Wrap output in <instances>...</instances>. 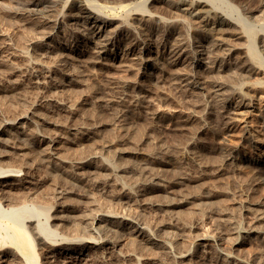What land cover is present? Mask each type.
Returning <instances> with one entry per match:
<instances>
[{"label": "bare ground", "instance_id": "6f19581e", "mask_svg": "<svg viewBox=\"0 0 264 264\" xmlns=\"http://www.w3.org/2000/svg\"><path fill=\"white\" fill-rule=\"evenodd\" d=\"M17 1L19 2V4H17L21 8L14 12L13 15L25 18V22L27 21V24L28 22L34 23L36 30L41 33V38L44 40L49 39L52 33L55 34L57 25L56 22L59 21L58 19L60 17L66 16L63 10L69 7L73 9L75 8L76 15L80 20H83V24L87 27L86 30L88 31V36H86L88 44L86 46V51L91 50L89 52L93 54L90 57V62L92 61L93 63L101 64L103 66L116 64L118 68H121L120 70L124 69L122 71L125 72L126 70L128 71L132 69L133 65H136L137 74L145 73V75L149 76L153 74L154 77V74L157 70H159V67H163L162 60L167 63V66L181 65V67L185 66L183 64L189 61V66H186L185 68L187 69H184V71L182 69L181 74H176V71V76L174 75V80L171 81V83L173 82L176 87L180 88L182 91L187 90L189 93L190 90L195 88L200 89V91H208L209 89V93L212 96L214 102L213 105L216 110L214 113L218 116V119H221L223 131L227 134L232 131L236 122L243 123L245 129L250 127V125H247V119L251 116V114H255L256 111L260 112L258 104L261 98L260 96H257V94H251V92L255 91L258 87V84L245 81V78L251 75L264 73L263 59L260 52L257 51L258 49L256 50L254 45L256 43L255 38L258 34V32H256L257 34L255 33V30L253 29L254 26L252 25L255 24V22L253 21L254 23H251L246 19L237 20L239 18H233L232 12H230V14L232 13L231 15L229 12L228 14L226 12L222 13V11H220V6L224 4V0H161L164 5L162 8L165 9L166 17L164 14L161 16V14L158 15L155 11H151L152 2L154 0H70L71 3L69 5L68 3L70 1L65 0L61 9H59L61 11H58V9L56 10L53 6H49L50 4L47 5L49 7H46V4L51 3L50 0ZM225 3H227L225 6L228 5L227 0H225ZM37 7L40 8L38 9ZM117 13L120 14L118 15ZM68 15L69 14H67V16ZM134 15H137L139 18L135 20L130 19V16ZM152 19L157 21L158 24L160 23L159 26L162 25L163 27L172 26V24H178L180 26L188 24L189 21L203 24L207 27L208 32L212 33L215 38L206 42L207 44L205 45L202 44V49L199 50L200 53L198 52V55L196 53H194V55L190 54L192 57L188 54L185 48L181 46V44L173 42L174 38L172 41L174 44L171 43V41H169L170 38L167 39V35L164 37L161 36L160 38L157 37L153 42L149 40V37H147L148 39H142L141 37L139 40L136 39L138 41H134L133 43L130 42L132 44L127 46L125 45L124 48L119 45L121 47L120 52L110 49L111 46L115 47L117 43L116 39L119 35H122L124 32L128 34L131 28V23L129 22L130 20L140 23L146 20L151 21ZM25 22L24 24L26 25ZM250 23L253 26L252 28ZM230 25L238 27L241 35L237 38L241 39L244 37L246 39V45L244 47L246 59L244 62H240L241 60L237 61L238 58L235 60L233 59L234 61H230L233 57V53L237 49L235 46H232L233 44H228L225 40V35H228L229 33L227 27ZM148 31L147 33H149ZM131 35H133V33ZM261 37L264 38V36ZM68 48L67 50L63 48V50L59 51V49L55 48V46H46L42 48L40 52L38 50V53H35L37 50L35 48L36 50L32 53L34 55L19 51L18 53L11 52L12 54H10V52L7 51L9 53V55L7 54L8 57L5 56L4 58H0V70H6H2L0 72V81L4 84V88L2 87L3 89H0V93L3 97L10 100L12 98H18V100L20 101L21 99L23 103V100L27 101L26 96L22 93L25 88L36 89L40 94L47 97L45 99L40 95L41 98H44L41 105L31 103V105L29 104L30 106L25 109L23 108L16 114L10 115V113V116L5 113V115H3L0 112V162L4 160L12 162V165L10 163L9 166L6 164L8 162L5 163L4 161V164L6 165L2 162L0 163V264H89L92 260H95L100 264H124L126 261H130L132 264H144L145 262L142 258L148 257L147 254L146 256H143L142 254L148 250L149 252L151 250V252L156 251L160 254H166V256L169 254L173 258L170 259L179 264H211L206 258L207 254L211 255L210 253L215 251V246L213 245L211 238L205 236V234L196 237L194 245L197 250L195 251H199L200 253H198L200 255L194 257L193 253L190 251H178V248L186 240L185 237L187 235H183L185 233L184 227L178 228L177 226L176 231H178L179 235H176L173 231L174 229L170 231L162 229V227L155 225V223L152 227L150 225L152 222L149 221L150 223H148L146 217L143 216L145 215L146 210L150 209L149 206L151 209L155 208L158 212H165L168 210L171 212L170 210L177 209V207L189 202L191 204L192 201V206H194L193 203L196 199L200 202H202V199H206L207 202V198L210 197L211 191L208 192L206 188L203 193H200V195L187 194V196H183L186 195L183 194L175 201H171L172 199L168 200L165 196L168 194V189L165 190L167 185L163 184L165 181L158 176L159 174L155 175L151 173V170L148 171V167H150L149 165L154 163L156 164V162L158 163L155 153H151L146 150V152H142L143 154H141V157L143 156V161L140 163L142 166L141 168L140 166H138L139 168L136 166V168H134L133 163L128 161L129 159H124L126 155H130L131 152H134V147L133 149L130 147L131 150L127 149L128 147H126V142L116 141L117 139H114L116 142L111 140L104 142L99 146L101 151L107 153L105 157L97 158L92 156L90 153L83 157H75L71 154L70 155L72 157L69 156L68 150L70 145H73L79 139H88L90 136L102 131L104 127L103 125L102 127H92L93 125L89 127L83 124L84 122L80 124L73 123V120L80 116L83 108L81 107V103L80 105L76 102L78 99H74V101L73 98H71L73 91H71L70 88L74 89L76 85L82 83L83 81L80 82L81 77L77 76L78 73L76 74L75 70L72 69L69 71L66 67L70 66L72 68L79 61L78 59H81L82 61L86 51H81L80 49L78 52H76L77 50L73 52ZM117 49L120 50L118 47ZM168 49H170V52L166 57V51ZM210 49L212 50V54L214 51L217 52L211 61H207V58L205 57L207 53L205 50L209 53L211 52ZM209 56L212 57L211 55ZM87 61L89 60L87 59ZM198 65L203 66L199 67ZM63 68H66V70H62ZM76 68L77 67L75 66L74 69ZM19 69L31 72L29 73L30 80L28 83H24L22 81L18 82V79L12 78L11 74L18 72ZM24 70L20 71L23 72ZM18 73L20 74V72ZM57 73L61 74L60 77H58L59 74ZM223 74L224 76L227 74V80L229 82V77L232 80H236V82L232 81L234 83L230 82L233 84L232 86L230 85V95H227L222 91L225 86L220 83L219 79L221 77L224 78V76H222ZM19 76H21V74ZM54 88H61V91L63 89L66 93V90H70L68 92H71V94L69 93L71 96L63 95V99H60L58 98L60 94L59 92L58 97L56 95L57 99L48 98L55 94L56 90L55 92L51 91L54 90ZM64 88L66 90H64ZM131 90L132 89L130 88V92ZM182 91L179 92L178 90L179 93ZM224 91L226 92V90ZM51 92L53 94H51ZM132 92H135L134 88ZM185 92L186 91H184V93ZM248 92H250V94ZM204 93L206 94V92ZM26 94L28 96V92ZM137 95L138 94L132 96L131 94L129 96L133 97L132 102L134 103V107H142L145 105L144 109H147V111L144 110L145 113L149 116V118L157 120L158 124L160 122L161 127H163L167 120L179 117L175 112L165 111L163 109L161 110L159 106H155L156 104H153L154 102L150 103L149 100H145V103H143L142 101L144 100V97L141 99L138 97L140 95ZM61 96L62 94H60V97ZM29 99L31 100L32 98L29 97ZM91 102L92 100L90 103ZM27 103H29V101ZM27 103H25V106H27ZM91 104L94 108L102 107V104L98 103L96 100H94ZM22 106L25 107L24 105ZM177 126L179 127V125ZM182 126H184V124ZM178 127H175V129H178ZM184 127H182V129ZM185 129H188V127ZM201 130V127L200 129L196 128L194 132H201ZM247 130L245 132V139L256 142L253 139L254 135L249 133L251 130L249 132ZM112 147H114V150L111 149ZM158 152H160L159 149ZM97 159H100V163L98 162V164L95 162ZM160 163L166 166L169 162L163 159V161H160L159 164ZM175 170L174 172H176ZM129 176L141 178V180H144H142L144 183L148 180V182L152 184V186H155V188L148 185L149 187L146 186L143 189L140 188L141 190H134L135 188L130 187L128 182V184H125L126 181L124 180L129 179ZM174 176L175 180L180 181V183L182 180L186 179H184V177L177 172ZM60 178L68 183V188L63 185H55ZM87 181H91L89 189L91 187L93 190L106 191V195L108 192L112 191V194L114 195L109 194L110 200H114L113 203L117 201L125 206L128 205L129 209L130 206L136 203L137 199H139L141 205L138 202L140 206L136 208L140 209L134 211L133 207L132 210H129L126 207L125 209L128 211L126 214H123L124 211L126 212L125 209H122L124 211L117 212L116 210L119 209L114 210L110 208L111 206L103 207V203L101 201L102 208H100V203H94L93 197L92 201L91 199L90 201L92 202L91 204H93L94 208L91 206L89 201L90 205H88L92 208L90 207L87 209L85 207L87 209L85 211H76L75 208H77V205L72 200L69 201V199H67L69 197L68 195L71 193L78 194L77 192L75 193V188H77L78 185L84 186ZM65 182L64 185H66ZM48 183L55 186L52 191L51 200L49 202L48 197L47 201H43L44 198L40 201L38 196L40 193L43 194ZM86 184L85 187L87 186ZM205 185L207 186V184ZM90 192L91 191H89V193ZM155 193H159L158 195L163 194L165 198L157 200V197L160 198L163 195L158 196L156 194L157 197L155 198ZM44 194L42 197L45 196ZM92 194L93 193H91L90 196L89 194L85 195H88L89 197L87 199H89ZM105 194L104 196H106ZM147 196L149 198L153 197L156 200L151 201V203L150 200H148L149 202L147 203L146 198L144 199V197ZM153 198H151V200ZM71 201L74 204L71 203ZM206 202H202L201 204L204 205ZM119 203L117 205H120ZM104 204L107 205L106 202H104ZM205 206L202 207H208V205L206 207ZM198 207H196V209ZM248 210L249 209H247V211ZM174 211L178 214V211ZM252 212L254 213L253 221H255V224L264 220V201L260 204V207L257 208V210L253 209ZM171 213L174 214V212ZM253 213H251V215ZM177 216L176 218L179 219ZM188 218L190 217L188 216ZM27 223H31L33 227L29 224L27 225ZM169 224L171 223L169 222ZM168 225H165V227L172 229ZM174 226L176 227V225ZM256 226L245 228V231H243L244 234L240 237L241 240L239 239L240 242L248 239H254L259 244L258 246L264 247V226L261 227V224L259 227ZM219 237L221 238V235H219ZM230 237L232 238V236ZM231 240L233 245H237V242L239 243V240L235 241V239L233 241V238ZM122 248H125L126 250L124 249L125 251H123ZM224 248L222 247V250ZM219 249L221 248L219 247ZM226 251V253L220 252V254H217V257L214 256L215 260L212 262H214V264H247L245 262L247 257L244 260H240L234 258L231 253H229V250ZM214 255H216V253ZM253 264H264V262L258 260Z\"/></svg>", "mask_w": 264, "mask_h": 264}, {"label": "rangeland", "instance_id": "374dc122", "mask_svg": "<svg viewBox=\"0 0 264 264\" xmlns=\"http://www.w3.org/2000/svg\"><path fill=\"white\" fill-rule=\"evenodd\" d=\"M50 1L51 3L46 4V7L53 6L55 7L56 10L58 9V11H61L59 9H61L62 5L65 3V0H50ZM99 1H102V0H99ZM155 1L156 0L152 2L151 11L152 10L155 11L156 14L158 13V15L161 14V16H163L164 14V16L166 17L165 9L162 8L164 6L163 2H161V0H157L156 2ZM227 1H228V5L225 6V4L227 3H225V0H224V4L220 6L221 8L220 11H222V13L226 12L228 14L229 12L230 14V12H232L233 14L232 13L231 14L233 18L235 19L239 18L237 20L246 19L247 21L251 23L253 21L255 22V24H252L254 27L250 23V26L251 28L253 27V29L255 30V33L258 32V34L256 33L257 34L255 38L256 43L254 45H255L256 50L258 49L257 51L260 52V55L264 62V40H263L264 38L261 37V36H264L263 35L264 34V4H263L264 0H227ZM17 3L19 4L17 0L15 1L14 0H0V50L2 49L0 52L1 53L0 58H4L5 56L8 57L7 56V54L9 55L8 52L12 54L14 52L18 53V51L26 52L31 55H34L32 54L34 53L33 51L37 49L35 53L38 50L40 52L41 49L46 46L48 47L55 46V48L59 49V51L63 50V48L67 50L68 47H70L68 49L72 50L73 52L76 50H77L76 52H78L80 51V49L81 51L87 50V47H86L88 44L87 42L88 31L86 30L87 27H85V25L83 24V20H80L79 17L76 15L75 8L73 9L69 7L67 8L69 11L67 9L63 10L66 16L60 17L58 19L59 21L56 22L57 25L55 29V34L52 33L53 36L51 35L49 39L44 40L41 38V33L36 30L34 23L28 22L27 24L26 23L27 21L25 22L26 20L25 18L16 17L13 15L14 12H16L17 10L21 8ZM70 3L71 1L68 3V5ZM37 8L39 9L40 7H37ZM67 14L69 15L67 16ZM76 16H77V19H76ZM137 18H139L137 15L130 16V19H133V20ZM22 21H24L26 25ZM146 21L138 23L136 21L130 20L129 22L131 23V26H130L131 33L129 31L128 34L124 32L122 33V35H119L118 38L116 39L117 43L115 47L111 46L110 49L120 52L122 46H123L122 48H124L125 45L126 46L130 45L134 41H138L141 37L142 39L144 38L148 39L147 37H149L150 38L149 40L153 42L157 37L160 38L161 36L164 37L167 35L166 37L167 39L169 38L171 39V40L169 39L171 43L175 42V43L181 44V46L185 48V50L188 52L189 55L190 54L194 55V53L198 55L200 53L199 50L202 49L201 45L202 44L205 45L207 44L206 42H209L211 41V39L215 38V36L212 33L208 32L207 27L204 26L203 24H198V23L189 21L188 24H184L180 26L178 24H172L173 27L171 25L166 26V27H163L161 25L163 27L162 28L161 26H159L160 23L158 24L157 21H154L153 19L151 20L152 22L149 20H146ZM74 22L75 23L79 22V23L75 24ZM148 22H150L151 24ZM58 25L60 26V28ZM132 26L134 30L132 29ZM174 27H177V28H174ZM228 27H227L228 32L231 34L228 33V35H225V40L228 44H231V45L233 44L232 46H235L237 48L236 51L233 53V57L230 61H234L235 59L238 58L237 61L241 60L240 62H244L246 59L245 54H244V47L246 45V41H245L246 39L244 37H242L241 39L237 38L238 36L241 35L240 31L238 30V27L233 26V25H230ZM146 30L147 31L149 30L148 32L150 34L147 33ZM132 33L133 35H131ZM173 38H174V41H173ZM117 47L120 48V50L117 49ZM89 51L91 50H88L84 53V57L82 58L83 59L82 61L81 59H78L81 62L79 61H78L79 63L77 61H76L77 63L75 62L76 63L75 66L77 67L76 69H74L75 66L73 65H71L73 66L72 68L69 66L70 69L69 67H66L67 70L69 71H71L72 69L75 70L76 71L75 73L76 74L78 73L77 76L81 77L80 82L83 81L82 83L76 85L74 89L70 88V90L73 91L72 92L73 94H71V92H68L70 90H66L65 88L64 90H66L68 94L64 92L63 89L61 91V88H58V89L54 88V90H51L52 92H55L56 90L55 94L53 95L54 97L53 96L48 97V98L57 99L59 92L60 94H62L61 96L62 98L60 97V94H59L58 98L60 99H63V95L64 96L72 95L71 98H73V100L78 99L76 100V102H78L79 104L81 103L82 105L81 104L80 105L83 108L82 113L80 114V116L75 118L76 120L75 119L73 120V123L80 124L84 122L83 124L89 127H91L92 125H93L92 127H98V126L102 127V125L104 127L102 131L90 136L86 140L79 139L77 142H75L77 145L75 143L73 145H70L69 150H68L69 156L70 157L72 156L83 157V156H86L88 153H90L92 156L97 157V158L105 157L107 153L101 151L99 149V146L104 142H108L111 140L115 141L116 139H117L116 141L126 142L125 144H126V147H128L127 149H130V147L133 149L134 147V152H131L132 155L131 154L126 155V157L124 158L127 160L129 159L128 161L133 163L134 168L138 166H140L141 168L142 164L140 163L143 161L142 160L143 156L141 157V154H143L146 151L155 153L158 163L156 162V164L154 163L152 165H149L150 167H148L149 168L148 171L151 170V173L155 175L159 174L158 176L165 181L163 184H166L167 186L165 185L166 187L165 186L164 187L166 189L165 188L163 189L165 190L168 189L167 190L168 194L165 195L168 200L172 199L171 201H175L177 200V198H180V195L182 196L183 194H186L183 196H187V194L188 195L189 194L190 195H198V194L200 195V193H203L206 188L208 192L211 191V193H210V197L207 198V202H206V199L201 200L203 203L204 202L208 203V204L205 203L206 206L208 205V207H206L205 204L204 205L201 204L202 202L196 199L193 203L194 206H192V202H193L192 201L191 204L189 202V203H186L184 205L177 207V209H174L178 211L177 212L178 214L180 213L179 215L176 214L174 210H170L171 212H174V214L169 212V210L165 212L163 211L164 212L163 213L162 211L158 212V210H156L155 208L151 209V207L149 206L150 209L146 210V213H145L146 216L143 215L144 217H146V220L148 221V223L152 222L150 224L152 227L155 223V225H158L162 227V229H166L169 231L174 229L173 231L176 233V235H179L178 231H176L177 226L178 228L184 227L185 233H187V234L185 233L183 234L185 236L187 235L186 236L187 238L184 236L186 239L185 240L186 243L185 242L182 243L183 246L181 245L179 248L178 247L177 248H178V251L182 250V251L192 252L194 257L200 255L199 251H195L197 250V248H195L196 246L194 245L196 242V237L199 235L205 234V236L212 239L213 241L212 243L215 246L214 250L216 252L213 251L212 253H210L211 255L209 254L206 255L207 261H209V263L211 264L212 263L214 264V262L212 261L215 260V257L218 256L217 254H220V252L226 253L227 252L226 250H229V253H231V255L234 258L244 260L247 257L245 259L246 260L245 262L247 264H253L258 260L259 261L261 260L262 262H264L263 261L264 260V247L258 246L259 244L254 239H248L246 241L240 242L241 240L240 237L244 234L243 231H245L244 230L245 228L256 226V225H257L256 227H259L260 224H261V227L264 226L263 225L264 220L256 224L254 223L255 222L253 221L254 213L252 212L253 209L257 210V208L260 207V204L263 203L264 201V180H262L264 179L263 178L264 176V73H259L258 75L254 74V75H251L245 78V81L247 82L258 84V87L255 89V91L251 92V94H254V95L257 94V96H260L261 99L258 104L260 107V112L256 111L255 114H251V116H249L248 118L249 120L247 119V122H248L247 125H250V127H247L245 129L243 123L236 122L232 131L227 134L223 131V125H222L221 119L220 118L218 119V116L215 115L214 113V111L216 110L214 108V105H213L214 102H213L212 96L209 93V89L208 91L201 90L202 91L201 92L200 89L195 88L193 90H190V93L189 91L184 90L186 91L184 93V91L176 87V85H174L173 82L171 83V81H173L174 77L176 76L175 75L176 71H177L176 74H179V73L181 74L182 69L184 71V69L185 70L187 69L185 67L189 66L188 64L189 61L185 62L183 64L185 66L181 67V65H177V66L168 65L167 66V63H165L164 60H162L163 69L159 67V70L156 71L157 73L155 72L156 76L154 74V77H155L154 78L153 74L150 76L145 75V73L137 74L136 65H133L132 69L128 71L126 70L125 72V71H122L124 69L120 70L121 68H118L116 64L109 65L110 66L109 67V66H103L101 64L93 63L92 61L90 62V57L93 54H91V52ZM169 52H170V49L166 51V57L168 56ZM205 52L207 53L205 56L207 58V61H211L217 51H214L213 54H212V50L209 53L207 50H205ZM209 55H211L212 57H210ZM87 59L89 61H87ZM198 66L202 67L203 65H198ZM66 68H63L62 70L64 69L66 70ZM2 70L6 71L4 69ZM2 70H0V72ZM20 70H24V69H19L18 71L20 72L21 76H19L20 74L18 72H15V73H12L13 75L11 74L12 78L18 79V82L22 81L24 83H28L30 80L29 73L31 72L30 71L28 72L26 70L22 72ZM15 74L17 77L15 76ZM60 75L61 74H59L58 77H60ZM222 76H224V74ZM227 79H228L227 74H225L224 78L221 77L219 80H220V83H222L223 86H225L223 87L222 91L226 93L227 95H230V91H231L230 87L233 85L231 83L236 82V80H232L229 77V80L231 82L230 83ZM130 83L133 85H131ZM2 87L4 88V84L2 83V81H0V89H3ZM132 87L134 88V91L136 93L132 92L133 91ZM130 88L132 89L131 92H130ZM26 89L27 88H25L24 92H22L23 95H25L27 98V101L23 100L24 104L22 103L21 99L20 101L18 100V98H15V99L12 98L10 100L6 97H3V95L0 93V112L1 114L3 115L5 114L9 115L10 113H11L10 115L16 114L23 108L25 109L26 107L30 106L31 103L32 104L35 103V105L36 104L41 105L43 103V99L47 98L44 95L40 94L39 91H37L36 89H30V88L27 90ZM178 90L179 92L180 91L182 92L179 93ZM224 90H226V92ZM27 92H28V96L26 94ZM52 92L51 94H53ZM204 92H206V94ZM69 93L71 95H69ZM248 93L250 94V92ZM131 94L132 96L138 94L140 96L138 95L137 96L140 97L141 99H143L144 97V100L142 101L143 103H145L144 102L145 100H149L150 103L154 102L153 104H156L155 106H159L161 110L163 109L165 111L175 112L176 115L179 117L172 119V120L166 119L167 121L166 120L165 121L168 125L165 123L166 125L164 124L165 126L163 125L164 127L163 128L161 127L160 122L158 124L157 120L149 118V116L145 113V111H147V109H144L145 105L142 106L143 109L142 107H139V106L134 107L133 105L134 103L132 102L133 97L132 96L129 97ZM40 95L41 97L43 96L44 98H41ZM29 97L32 99L30 100ZM91 100H92L91 103H93V101L96 100L98 103L102 104V107L94 108L92 104L90 103ZM28 101L29 103H27ZM31 101H35V102H31ZM19 103L24 106H25V103H27V106L23 107ZM94 109H97V110H94ZM183 119H186V120H183ZM181 124L182 125L184 124L185 127L182 126ZM185 124L187 125L188 129H185L187 128ZM177 125H179V127ZM180 125L184 128L182 129ZM174 126L176 128L178 127V129H175ZM200 127L202 128L201 132L195 133L194 130L196 128L200 129ZM246 130L248 132L251 130L249 133L254 135L253 139L256 142L245 139ZM111 149L114 150V147H112ZM158 149L160 152H158ZM163 159L169 162L168 165L165 166V165H162V163L159 164V162L163 161ZM97 160L95 162L97 164L98 162L100 163L99 161L100 159H97ZM4 161L5 163L8 162L6 160ZM4 161H1V162L4 164ZM10 163L12 165V162H8L6 164H8L9 166ZM174 170L178 174L182 175L184 179L185 178L186 179L182 180L181 183L180 181H176L175 176H174L176 172H174ZM133 177L131 176L129 179H126L124 181H126L125 184L129 183L128 185L130 187L135 188L134 190H137V191L141 190L145 188L146 186L149 187L148 185H151L150 187L155 188V186H152V184H150L148 180L147 181L145 180L146 182L144 183L143 179L142 181L141 178H137L136 176L134 178ZM132 179L133 180L135 179L136 181L135 180L133 181ZM60 180H58L56 182L57 184L55 185L57 186L63 185L64 187L68 186V183H66L65 180H61V181ZM64 182L66 183V185H64ZM87 182H86L87 184L85 183L87 185L86 187L84 184V186L78 185V187L75 188L76 189L75 193L77 192L78 194L71 193L68 195L69 197L67 199H69V201L72 200L77 205V208H75L76 211L82 212V210L85 211L91 206L93 207V204H91L93 197H94L93 198L94 203L96 204L100 203V206L103 203L102 205L103 207L111 206L110 208L114 210L119 209V210H116L117 212L124 211L122 209H125L126 207L127 209H129L128 205L125 206L124 204L119 203L117 201L113 203L114 200L112 199L110 200L109 194H112V191L108 192V194L106 195L105 194L106 191H103V190L102 191L93 190L91 189V187H90L91 189L90 190L89 184L91 183V181H87ZM205 184H207V186ZM54 187H55L54 185H50L48 183L44 189V192L42 191L43 194L45 193L44 194L45 196L42 197L43 194L40 193L38 196V199L42 201L41 199L44 198L43 201L44 200L47 201V198L49 197L48 200L50 202ZM78 189H81V190H78ZM89 191L91 192L89 193ZM91 193L93 194L91 195L89 199H87ZM85 194H89V196ZM104 194L106 196H104ZM156 194L158 195L159 193H155V198L157 197ZM161 195L163 194H160L158 196H161ZM165 196L163 195L160 198L157 197L156 199L157 200L163 199L165 198ZM145 198L147 200V203L149 202L148 200H150V203L151 201L156 200L153 197H151L153 198L151 200V198H149L148 196L144 197V199ZM146 200H145V203H146ZM72 201L71 203H73ZM89 201L91 204L90 207H89L90 205ZM104 202H106L107 205H105ZM138 202L141 205V202L139 201V199H137L136 203L130 206V209L132 210L134 208L133 209L134 211L139 210L140 208H136L140 206ZM118 203L120 205H117ZM198 204H199L200 209L202 208L204 210L202 209L200 210L198 207ZM200 204L202 206H205L206 208L202 207ZM102 206L100 208H102ZM195 206L198 207L197 208L198 210L196 209ZM127 209H125L126 212L124 211V213L123 212L122 213L126 214L128 211ZM206 209H208L209 211ZM247 209L249 210L247 211ZM251 213H253L252 214L253 216L251 215ZM151 214L153 215V217ZM176 216L179 217L180 220L177 219ZM188 216L190 218H188ZM184 218H186L187 220ZM168 221L171 224H169ZM28 224L31 225V227H33L31 223H27V225ZM165 225H168L172 229L165 227ZM174 225H176V227ZM228 226H231V227H228ZM219 235H221V238L219 237ZM230 236H232L233 241L235 239H236L235 241L240 239L239 243L237 242V245H233L232 244L233 242L231 240L232 238ZM219 247L221 249H219ZM222 247L223 248L225 247L224 249L226 250L223 249L224 250L223 251ZM124 249L125 248H122L123 251L126 250ZM258 250H259V253H258ZM147 252L145 251L144 252L145 254L144 253L142 254L143 256L144 255L146 256L147 254V257H148V258L146 257L142 258L143 261L145 262L144 264H158V263L168 264V262L169 264L171 263L173 264L175 262L174 260H171L173 258L169 254L168 256H166V254H160L159 252H156V251L151 252V250L150 252L149 250ZM215 253L216 255H214ZM97 263L100 264L99 262L95 260L94 261L92 260L89 262V264H97ZM124 264H132V263L130 261L128 262L126 261L124 262ZM174 264H179V263L175 262Z\"/></svg>", "mask_w": 264, "mask_h": 264}]
</instances>
